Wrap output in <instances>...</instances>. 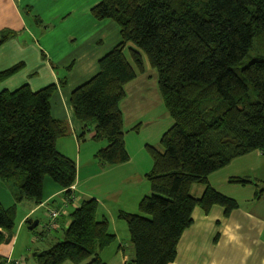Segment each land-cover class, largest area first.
Returning a JSON list of instances; mask_svg holds the SVG:
<instances>
[{
    "label": "trees",
    "instance_id": "trees-1",
    "mask_svg": "<svg viewBox=\"0 0 264 264\" xmlns=\"http://www.w3.org/2000/svg\"><path fill=\"white\" fill-rule=\"evenodd\" d=\"M91 12L97 20L115 21L121 42L99 60L97 74L71 93L75 117L82 135L92 127L95 140L107 141L96 158L106 165L127 162L121 109L126 86L146 71L144 56L157 69L173 124L161 136L162 150L147 146L151 194L140 201L139 213L120 211L118 217L135 249L127 264H170L196 206L208 213L221 205L225 216L240 206L210 183V174L236 157L264 153V56L250 58L255 41L264 47V0H100ZM14 34L1 32L0 44ZM23 67L21 62L0 71V83ZM55 91L56 84L40 90L24 84L0 92V180L19 187V202L41 203L46 176L67 189L77 180V163L56 145L69 127L52 115ZM229 182L253 184L254 198L264 197L261 181ZM196 184L205 187L199 197L191 193ZM98 206L94 198L83 201L70 215L64 240L36 253L38 264H108L100 251L116 235L107 219H97ZM16 212L15 205L0 203V243L13 234Z\"/></svg>",
    "mask_w": 264,
    "mask_h": 264
},
{
    "label": "crops",
    "instance_id": "crops-1",
    "mask_svg": "<svg viewBox=\"0 0 264 264\" xmlns=\"http://www.w3.org/2000/svg\"><path fill=\"white\" fill-rule=\"evenodd\" d=\"M99 2L0 0V35L5 30L15 33L0 44V71L24 63L20 72L0 83V92L4 89L15 90L24 84H29L33 90L56 84L51 112L54 118L67 122L69 127L68 134L58 139L57 149L77 163V180L69 189L45 178L43 201L39 204L31 198L19 202L17 196L11 195L14 201L11 206L15 205L17 210L20 206V212L13 234L0 243V264L8 256L23 259L24 264H38L36 253L64 239L71 213L85 200L96 199L99 204L97 219H107L111 225L120 219V211L137 212L142 198L152 192L151 183L146 177L152 168L151 157L144 151L133 150L135 146H129L128 136L132 133L125 132L129 160L115 165L102 163L95 155L99 149L107 146V141L95 140L92 127L82 135V124L76 119L70 101L71 93L97 74L99 60L121 42L120 27L115 21L97 20L92 15L91 9ZM140 78L138 76L134 80L135 86H138ZM134 81L126 86V98L128 87ZM134 89L130 87L131 92ZM125 100L121 103V109L124 129H129L133 121L127 120L125 110L131 113L135 104L131 107ZM140 117L138 130L132 128L138 150L144 147L140 139L141 129L153 135L157 133L158 138L162 131L160 127L153 130L155 119L143 118L142 114ZM138 123L135 122V125ZM171 123L173 121H169ZM150 124V130L146 129V125ZM155 141L153 145H160L158 140ZM97 172L100 175L97 176ZM230 177H245L264 184V153L253 151L236 157L226 167L210 174V183L237 199L240 206L229 216H225L224 207L218 204L213 205L208 213L196 206L192 213L193 223L183 232L177 244V256L170 264H264V197L255 199L253 191L237 198L233 193L248 191L251 184L241 186L230 183ZM8 182L0 180L6 195ZM204 188L203 185L193 186L191 193L199 197ZM0 203L3 205L1 199ZM53 210H58L60 214L55 226L47 230L45 225ZM29 219L38 220L37 226L43 224L39 233L24 231L25 224L29 226ZM123 246H109L112 249L108 260L105 259L108 264L131 262L127 260ZM62 264L75 263L67 260Z\"/></svg>",
    "mask_w": 264,
    "mask_h": 264
},
{
    "label": "rangeland",
    "instance_id": "rangeland-1",
    "mask_svg": "<svg viewBox=\"0 0 264 264\" xmlns=\"http://www.w3.org/2000/svg\"><path fill=\"white\" fill-rule=\"evenodd\" d=\"M38 25H40V24H38ZM130 46H132V45H130ZM130 46H128L125 49V55L128 58V60L132 62L131 54H130V50H129ZM258 56H264V47H261L259 42L255 41L254 48L251 50L250 58L253 59V58H256ZM144 59H145V64H146V71L139 74V78L140 77H142V78H140L141 80H139V82L137 84L138 86H135L136 81H134L133 84H131L128 87V97L125 98L126 99L125 101L126 102L128 101V103L130 104L131 107H133V105L135 104V107L131 113H129L125 110V116H126L127 120H132L133 122L131 123L132 126L129 129H124V130L127 133L128 132L132 133V135L130 134L128 136L129 146H135V149H133V150H135L136 152H143L144 151V153H147L149 155V157H151L149 154V148L147 146L148 145L154 146V147L162 150V146H161V142H160L161 137L158 138L159 135H157V133L155 135H153V134H150L147 130L141 129V131H140V137L141 138L140 139L143 142L142 146H144V147H142L139 150L136 149L137 141L135 139H137V138H133V136L136 134H134V132H132V130H133L132 128L135 125V122L136 123L141 122V121H139L141 119L140 114H142L143 118L148 119L151 117L152 120L155 119L156 124H155V127L152 126L153 130L160 127V131L162 130L161 131V136H162L163 132H165L172 124V123L169 124V121H173V119L171 118V116L167 112V109L164 105L162 93H161L160 87H159L158 71H157V69L152 68L150 66L146 56H144ZM248 60H249V58L247 59L246 62H248ZM130 87H132V88L135 87L134 91L131 92ZM135 117H136V119H133ZM151 125L152 124L146 125L145 128L150 130ZM148 136H151V137L149 138ZM155 140H158L160 142V145H158V144L153 145V142H157ZM151 160H152V158H151ZM98 175H100L99 172H97V176ZM103 177H105V175H103ZM47 179H52V178L47 176L46 180ZM6 181L7 182L9 181L8 182L9 184L7 186L9 188V191L7 192V195H6L2 189L4 184H1V186H0V199L3 201L4 206L9 207L14 202L13 199H11V195L17 196L20 190H19V187H17L12 182V180H6ZM86 181L84 183H86ZM52 183H55V182H52ZM200 186H202V185H200V184H196V186L194 185V187H200ZM262 187H264V184L260 183V188H262ZM256 190H258V188L255 185L251 184L250 190H248V191H245V190L237 191V192H234L233 194H235V196H237V198L238 197L242 198L243 196H245V194H251L253 191H256ZM193 193L194 194L196 193L195 188L193 190ZM19 212H20V206H19V208L15 214L14 221L16 220ZM130 213H134V212H130ZM135 213H139V210H137V212H135ZM42 226H43V224L40 223L35 229H30V228H28L29 227L28 224H25L24 231H26L28 233L37 234L42 229ZM110 230L113 233L115 232L116 234L115 233L114 234L117 236L113 239V242H111L112 243L111 245H108L107 247L103 248L104 250L101 253L102 259L108 260L109 253L112 249V248H109V246L114 247L118 244H121V245H124L123 247L125 249V255H126L127 260L132 261V259L135 256V252L132 253L134 251V246L130 240V233H129L126 221L118 219L115 223H111ZM7 258H10L12 260H20L21 264H24L23 259L15 258L12 256H8L4 259H7Z\"/></svg>",
    "mask_w": 264,
    "mask_h": 264
},
{
    "label": "built area",
    "instance_id": "built-area-1",
    "mask_svg": "<svg viewBox=\"0 0 264 264\" xmlns=\"http://www.w3.org/2000/svg\"><path fill=\"white\" fill-rule=\"evenodd\" d=\"M60 212L58 210H53L50 214V220L45 225L47 230L53 228L55 226V220L59 216ZM1 264H21L20 260H12L10 258L4 259Z\"/></svg>",
    "mask_w": 264,
    "mask_h": 264
},
{
    "label": "water",
    "instance_id": "water-1",
    "mask_svg": "<svg viewBox=\"0 0 264 264\" xmlns=\"http://www.w3.org/2000/svg\"><path fill=\"white\" fill-rule=\"evenodd\" d=\"M38 222H39L38 220L33 221L32 219H29V220H28L29 228H30V229H34L35 226H37Z\"/></svg>",
    "mask_w": 264,
    "mask_h": 264
}]
</instances>
